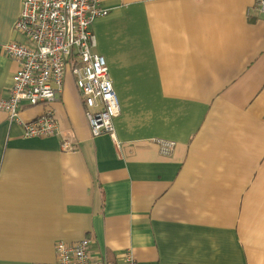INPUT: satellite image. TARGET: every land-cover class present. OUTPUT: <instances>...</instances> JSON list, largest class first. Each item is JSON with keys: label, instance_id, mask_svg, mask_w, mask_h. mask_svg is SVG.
Returning a JSON list of instances; mask_svg holds the SVG:
<instances>
[{"label": "crops", "instance_id": "0c3cea01", "mask_svg": "<svg viewBox=\"0 0 264 264\" xmlns=\"http://www.w3.org/2000/svg\"><path fill=\"white\" fill-rule=\"evenodd\" d=\"M23 0H0V43ZM255 0H105L92 25L121 112L91 131L71 66L61 134L27 137L0 108V264H56L91 238L107 264H264V15ZM20 63L0 52V99ZM157 139L176 142L163 154ZM69 142L73 150L63 148Z\"/></svg>", "mask_w": 264, "mask_h": 264}, {"label": "built area", "instance_id": "2783aa9c", "mask_svg": "<svg viewBox=\"0 0 264 264\" xmlns=\"http://www.w3.org/2000/svg\"><path fill=\"white\" fill-rule=\"evenodd\" d=\"M105 0H23L15 31L24 37L0 43V52L16 58L20 67L13 75L9 95L0 99V108L11 120L24 127L27 137L61 134L54 108L31 121L20 117L24 105L35 106L57 100L71 66L75 83L85 108L92 134H109L116 140L114 119L121 106L109 75L107 59L94 51L92 25L108 15ZM264 15V0H255L252 7ZM163 154L174 152L176 142L157 139ZM63 148L73 150L69 142ZM56 264H107L100 252H94L91 238L55 243ZM120 264H141L131 249L123 252Z\"/></svg>", "mask_w": 264, "mask_h": 264}]
</instances>
